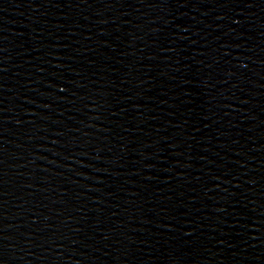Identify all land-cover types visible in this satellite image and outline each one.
Returning <instances> with one entry per match:
<instances>
[{
  "label": "water",
  "instance_id": "1",
  "mask_svg": "<svg viewBox=\"0 0 264 264\" xmlns=\"http://www.w3.org/2000/svg\"><path fill=\"white\" fill-rule=\"evenodd\" d=\"M0 264H264V0H0Z\"/></svg>",
  "mask_w": 264,
  "mask_h": 264
}]
</instances>
